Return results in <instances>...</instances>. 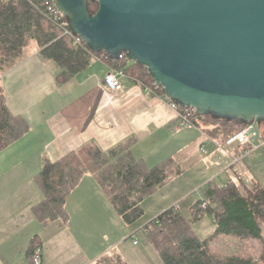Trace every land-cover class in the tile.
Listing matches in <instances>:
<instances>
[{"label": "crops", "instance_id": "crops-1", "mask_svg": "<svg viewBox=\"0 0 264 264\" xmlns=\"http://www.w3.org/2000/svg\"><path fill=\"white\" fill-rule=\"evenodd\" d=\"M31 41L34 40L28 42L12 65H0V85L6 104L29 125L27 131L0 151V264H31L26 250L33 237L42 243L41 264H95L108 255L109 247L117 250L122 238L129 236L126 223L90 173L67 195V220L41 221L33 214V206L42 199L34 176L44 159L56 160L87 142L110 149L129 141L133 154L148 166L168 157L181 166L179 175L145 198L144 209L149 199L162 191L175 193L161 210L184 201L190 205L195 197L202 198L209 182L224 183L222 175L230 170L231 178L236 175L235 179L264 185L255 179L249 167L257 151L249 145L250 149L243 154V145L225 146V124L204 130L207 126L194 120L193 125L181 126L162 90L152 88V82L143 84L126 74L120 79L122 90L110 91L103 78L112 67L93 55L84 69L59 82V66ZM228 126L233 130V125ZM238 155L241 157L235 163L233 158ZM244 157L247 162L242 160ZM214 160L223 163L213 169ZM188 163L191 172L187 174L184 166ZM198 164L204 170L197 171ZM236 164L239 172H233ZM186 181L190 186H183ZM45 224L55 230L51 235H41ZM116 229L121 237L106 247L104 244L102 248H93L100 239L109 240L108 234ZM132 245L139 242L133 241ZM135 259L138 264H145L139 254ZM67 260L70 261L64 262Z\"/></svg>", "mask_w": 264, "mask_h": 264}, {"label": "trees", "instance_id": "trees-1", "mask_svg": "<svg viewBox=\"0 0 264 264\" xmlns=\"http://www.w3.org/2000/svg\"><path fill=\"white\" fill-rule=\"evenodd\" d=\"M86 4L92 13L97 10L95 0ZM30 40L59 66V82L84 69L92 55L111 67L122 66L126 75L143 84L153 82L144 66L112 60L104 52L92 54L86 46L78 45L48 18L42 0H0L1 67L12 65ZM194 120L207 126H202L204 130L217 124L233 125L228 135L245 125L196 113ZM28 127L25 118L9 110L0 85V151ZM263 127L264 122L258 126L259 136L264 134ZM130 146L128 141L102 149L91 141L56 160L45 158L34 176L42 199L33 206V214L41 221L67 220V195L90 173L124 223L133 224L144 213L145 198L179 175L182 168L172 157L148 166ZM204 213L213 216L215 228L200 237L194 224ZM143 229L163 264H264V185L233 178L222 184L209 182L203 197L189 205L188 216L173 205L147 221ZM41 245L38 237L29 241L26 257L31 264L34 249ZM108 258L104 256L95 264H110ZM118 264H124L122 259Z\"/></svg>", "mask_w": 264, "mask_h": 264}, {"label": "water", "instance_id": "water-1", "mask_svg": "<svg viewBox=\"0 0 264 264\" xmlns=\"http://www.w3.org/2000/svg\"><path fill=\"white\" fill-rule=\"evenodd\" d=\"M89 52L147 68L197 115L264 122V0H53Z\"/></svg>", "mask_w": 264, "mask_h": 264}, {"label": "rangeland", "instance_id": "rangeland-1", "mask_svg": "<svg viewBox=\"0 0 264 264\" xmlns=\"http://www.w3.org/2000/svg\"><path fill=\"white\" fill-rule=\"evenodd\" d=\"M34 42V41H31ZM264 129V127H263ZM226 130L229 132V130H231V128H229L228 125H226ZM264 138V134L260 135L256 140H254L253 142H251V146L253 148V150H256L257 153L256 154V158L255 160H253L250 163V171L251 173L254 175L255 179H259L263 184H264V143L262 141V139ZM245 148L244 149H250L249 144L243 145ZM255 146V147H254ZM256 148V149H255ZM222 156H225L224 152H220ZM247 157L242 158V160H244L245 162H247ZM214 165H213V169L215 167L218 166V164H222L223 161L221 160L220 162H218L217 160L213 161ZM190 164H186L184 166V169L187 171V174L189 172H191L190 167H188ZM238 165H240V163H238ZM253 165V166H251ZM201 165H197L196 169L197 171L200 170H204V167L201 169ZM237 167V164L234 165V169L233 172H235ZM246 171H249V169H247ZM239 172V170H238ZM237 172V173H238ZM222 176L225 177V179L223 178L222 180H224V182L229 181V179H231V170L229 173H225ZM185 177H188V175H185ZM236 178V175H234L233 179ZM241 179V178H239ZM190 182H187L183 185H189ZM190 186V185H189ZM175 192H168L165 193L164 191H162L161 193H158L157 195L151 197L149 199V201L146 204V207L144 209V213L143 215L137 219L133 224L130 225H125V228L127 227V231H129V236L128 237H124L122 238V242L119 244V246L114 249H110V247L106 250L107 252V256H109V263L110 264H118L119 260L122 259V262H127V264H138L136 262L135 256L137 254H139L140 258L142 259V261L145 262V264H163L161 259L159 258L155 248L152 246V244L149 242V240L146 237V234L144 232L143 229V224L146 220L152 218V215H154L153 217L156 216L155 213H160L159 211H162V207L163 205L167 202L168 197H171V195H173ZM203 197V195H202ZM197 198L195 197L193 202L196 200ZM192 202V203H193ZM178 208L180 211H182L185 214H188V202L184 201L183 203H179L177 204ZM200 220L198 222H196L194 224V229L195 231L198 233V235L200 237H203L204 235H206L207 233H209V231H211V229H213V223H212V217L211 214L209 213H204L203 215H200ZM215 224V222H214ZM43 228H41V235L42 236H48L51 235L55 230L52 228H48L45 225H42ZM135 230V231H134ZM130 232H132L130 234ZM108 235H110L109 240H106V238H102L98 241V244H96L93 248H96L97 246L99 248H102L103 245L105 244V247L108 246L112 241H114L115 239L121 237V232L116 229L115 231H111V233H109ZM114 235V236H112ZM263 237H264V229H263ZM133 241H138L139 245L133 247L132 243ZM65 242V241H64ZM121 255V257H120ZM258 257V255H254V258L256 259ZM70 260L64 261V262H68Z\"/></svg>", "mask_w": 264, "mask_h": 264}, {"label": "built area", "instance_id": "built-area-1", "mask_svg": "<svg viewBox=\"0 0 264 264\" xmlns=\"http://www.w3.org/2000/svg\"><path fill=\"white\" fill-rule=\"evenodd\" d=\"M42 4L45 8V12L48 16V18L55 23L59 28H62L66 34L71 35L75 42L78 45L86 46L83 39L78 36L74 35L71 30L69 29L65 17L62 15V13L58 10L53 0H42ZM126 56L125 54H120L118 60H125ZM125 76L124 68L122 66H116L109 69V71L105 74L103 78V83L105 86L112 92L118 93L122 90V83L121 78ZM152 88L163 90L162 87L155 81L152 82ZM151 90V89H150ZM163 98L168 102L169 106L176 111V115L179 119V124L181 126H188L193 125V117L195 114V111L191 107H182L175 102H173L170 98H168L164 91H162ZM251 128V125H243L239 128L238 131L231 133L225 137L224 145L225 146H231L232 144H240V145H251V142L254 140L251 139V137L254 135V132L250 133L248 135V132ZM259 136V132H258ZM257 136V138H258ZM264 143V139H262ZM250 147V146H249ZM226 150V149H225ZM248 149L243 150V154L246 153ZM206 152V150H204ZM242 155V153H241ZM241 156H235L233 158V161L236 163L238 162L239 158ZM175 209L179 210L178 205H174ZM136 241H134L135 243ZM32 264H41V247H36L32 253Z\"/></svg>", "mask_w": 264, "mask_h": 264}]
</instances>
